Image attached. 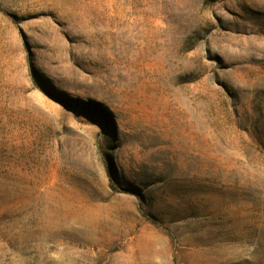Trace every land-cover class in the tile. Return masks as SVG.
<instances>
[{
  "label": "rangeland",
  "instance_id": "rangeland-1",
  "mask_svg": "<svg viewBox=\"0 0 264 264\" xmlns=\"http://www.w3.org/2000/svg\"><path fill=\"white\" fill-rule=\"evenodd\" d=\"M0 264H264V0H0Z\"/></svg>",
  "mask_w": 264,
  "mask_h": 264
}]
</instances>
